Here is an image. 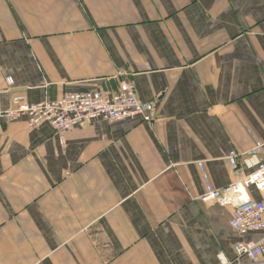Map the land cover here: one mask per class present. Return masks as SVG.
<instances>
[{
  "label": "crops",
  "instance_id": "0c3cea01",
  "mask_svg": "<svg viewBox=\"0 0 264 264\" xmlns=\"http://www.w3.org/2000/svg\"><path fill=\"white\" fill-rule=\"evenodd\" d=\"M123 79L150 123L0 120V264H237L264 239L200 201L264 156V0H0V111Z\"/></svg>",
  "mask_w": 264,
  "mask_h": 264
},
{
  "label": "built area",
  "instance_id": "2783aa9c",
  "mask_svg": "<svg viewBox=\"0 0 264 264\" xmlns=\"http://www.w3.org/2000/svg\"><path fill=\"white\" fill-rule=\"evenodd\" d=\"M146 109L131 83L123 79L112 93L102 90L67 93L59 99L38 104L29 103L25 96H14L11 106L0 111V120L5 123L25 120L30 130L47 125L62 143L70 130L97 121L116 124L140 117L141 121L150 123L153 118L146 114ZM242 165L248 170L247 175L200 197L205 206H231L228 224L239 236L264 231V156L243 159ZM249 188L258 192L260 199H252ZM232 250L237 264L241 258L251 263L264 262V239L258 242L238 240ZM220 263L226 264V261L220 259Z\"/></svg>",
  "mask_w": 264,
  "mask_h": 264
}]
</instances>
